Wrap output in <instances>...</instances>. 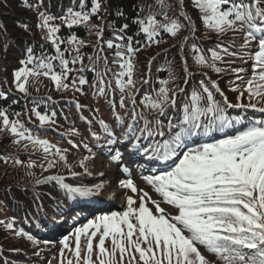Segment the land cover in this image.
I'll return each instance as SVG.
<instances>
[{"label": "snow or ice", "instance_id": "1", "mask_svg": "<svg viewBox=\"0 0 264 264\" xmlns=\"http://www.w3.org/2000/svg\"><path fill=\"white\" fill-rule=\"evenodd\" d=\"M21 3L36 15L35 27L54 54H48L44 45L39 54L32 46L26 47L19 61L22 66L13 73L16 91L29 96V78L41 76L61 92L86 96L85 86H89L94 98L105 100L110 115L106 120L100 108H89L78 99L69 101L87 125L84 140L94 142L89 146L84 140L70 141L72 150H79L82 144L86 152L76 165L68 162L70 149L34 136L19 119L20 113L10 119L7 109L0 107V131H8L18 146L42 150L47 161V167L41 165L44 171L62 163L74 180L92 175V162L98 156L106 161V168L98 172L100 179L87 184L68 183L60 174L35 180L34 186L54 183L63 193V200L57 201L61 214L105 203L113 188L124 190L121 210L88 219L63 235L59 240L61 264H264V120L228 113L236 108L264 114V0H153L145 16L138 6L137 16L132 18L136 25L133 34H129L128 22L117 27L114 21H106L112 13L105 0H70L60 15L52 14L44 0ZM172 7L177 12L169 16ZM188 7L197 11L195 19L187 14ZM114 15L125 18L119 7ZM94 17L105 23H92ZM61 25L83 27L95 36L92 47L96 54L87 55V64L81 49L88 45L74 32L62 35ZM20 27L28 32L31 25L21 22ZM185 30L187 35L171 45L179 54L182 83L170 86L180 77L169 61L158 69L166 70L168 78L151 87L155 57L148 61L144 75L134 78L142 48L159 46L165 35L176 40ZM6 31L0 23V33ZM106 32L111 38H105ZM209 33L217 39L211 47H204L207 41L200 36ZM236 37L241 38L239 43ZM108 54L114 57L111 61ZM169 54L165 49L163 55ZM194 67L201 71H192ZM209 71L230 76L226 86L237 94L235 105ZM89 72L93 74L91 83L86 76ZM138 84L148 85V92L141 96ZM8 100L9 92L0 91V102ZM32 103L30 113L41 127L56 124L55 112L41 114L39 101ZM85 111L90 117L83 115ZM70 132L81 135L77 128ZM0 159L7 163L9 157ZM14 163L20 166L23 161L15 158ZM136 164L143 168V181L159 199L135 183L131 166ZM35 166L34 161L26 165L29 169ZM75 166L82 171H74ZM129 191L132 195H127ZM41 213L42 202L26 218L36 221L37 228H47V223L40 222ZM14 223L15 218L0 219L6 230L33 246L49 243L23 229L15 230ZM34 254L39 255L40 250Z\"/></svg>", "mask_w": 264, "mask_h": 264}, {"label": "trees", "instance_id": "2", "mask_svg": "<svg viewBox=\"0 0 264 264\" xmlns=\"http://www.w3.org/2000/svg\"><path fill=\"white\" fill-rule=\"evenodd\" d=\"M45 4H50V11L54 15H60L62 12V6L66 8L69 6L70 0H44ZM153 3V0H105V4L108 8L109 14L106 16L107 22H115L116 26L119 27L124 22H128L130 25V33H135L136 25L132 24V18L137 16L138 6L143 8L140 12L141 16H145L148 13L149 5ZM122 8L125 12V18L120 19L114 15L117 8ZM153 11L158 9L153 8ZM187 14L192 16L194 19L197 16V11L191 7L186 9ZM177 12L175 7H172L168 11L169 16H173ZM103 15V10L102 13ZM21 22H26L31 25L28 32L24 31L20 27ZM198 26L200 21H196ZM0 23L6 27V33H0V91L9 92V100L7 103L0 102V107L6 108L10 114V119H16L15 113H20L19 119L25 126L31 130L34 136L40 137L42 139H47L51 144L59 146L61 149H70L67 153V159L70 164L76 165L79 159L86 154L81 144L79 150L71 149V142L80 143L84 140L87 135L83 134L81 131L83 127H87L84 121L80 118L81 113H78L75 106L69 101L73 99H78L82 104L88 105L89 108H100V115L104 119H109V108L107 103L103 98H94L92 89L89 86H85L86 96H81L79 93H73L72 91L61 92L55 89L54 84L50 79L43 76L39 78H29L28 91L29 96H24L23 94L16 91L15 84L13 83V73L15 70L19 69L22 65L19 61L23 58L24 49L28 46H32L39 54L40 45H44V49L48 54H54V50L51 46L45 43L41 39V32L35 27L37 23L36 15L24 8L22 6L21 0H0ZM59 23V21H57ZM92 23L103 24L105 20H99L95 17ZM61 34L67 37L71 33L77 34L81 39H83L87 47L82 48V52L86 53L85 64L88 63L87 55H95L93 52V45L96 43V38L94 35L89 34L83 27H74L73 29H67L61 25ZM187 35V31H182L176 40L169 38L167 35L164 36V41L159 46L153 45L152 47L142 48L138 53V58L136 60V71L134 78L142 77L147 70V63L150 59L155 57L154 63L151 68L152 85L151 87H157V82L161 78H168V73L166 70L158 71V69L164 68L169 61L173 62L172 67L178 77H180L181 65L179 54L175 49L171 48V45L177 43V41ZM199 35V34H198ZM105 38H111L106 32ZM213 34L209 33L207 36H200L201 41H207L204 47H211L212 41L216 40ZM241 41L240 37H236V42ZM144 41L141 40L140 44L143 45ZM5 48H7V53H5ZM165 49L170 50L169 55H163ZM109 52V50H106ZM185 55H188L185 52ZM114 57L108 54V59L111 61ZM192 61L189 59V64ZM239 63V62H237ZM110 67L116 71V66L110 64ZM59 70L58 68L56 69ZM192 71L199 72L201 69L198 67L192 68ZM209 75L214 80H218L222 89H224L229 101L235 105L237 103L236 93L228 91L227 80L230 78L229 75H224L223 77L217 76L216 74L209 71ZM90 83L92 81V73H86ZM182 77L174 81L170 86L175 87L176 83H182ZM140 88V95H144L149 90L148 85L138 84ZM38 89V90H37ZM48 96L52 97L49 101L46 98ZM15 99L17 102L12 103ZM139 99V97H138ZM217 99H220L217 96ZM32 100L39 101L38 110L41 114L51 115L52 112L56 113V124H46L41 127L39 120L31 115L30 110L35 106ZM247 103V100L244 101ZM228 113L235 116L237 113L241 115H248L253 119L264 120V114L253 112L248 110L247 113L240 109L230 108ZM84 116H89L88 111L83 112ZM72 128H77L80 130V136H74L71 134L70 130ZM220 138H223L221 135ZM14 137L8 131H0V157H9L7 163L0 159V219L6 222L15 218L14 229L21 230L34 235L40 241H49V243H41L39 246H33L25 238L15 236L14 232L6 230L2 225H0V261H7V264H61L60 249L61 245L59 240L63 235H67L68 231H74L75 227L81 226L86 223L88 219H92L95 216L109 214L100 213L96 215L91 212V204L83 205L86 208L85 211L71 212L64 215L57 210V201L63 200V193L55 186L54 183L43 184L40 186H34L35 180L43 179V177L53 174H60L66 177V182L75 184L77 180L80 183H89L93 181L87 176H80L74 180L70 173L65 169L62 163H57L56 167L49 171H44L41 165L47 167V161L43 159L42 150H33L31 146L28 148H23L13 143ZM89 146L94 144L93 141L84 140ZM23 143V142H21ZM95 150V149H94ZM19 158L23 161L20 166L15 165L14 159ZM54 157H50L53 159ZM35 162V167L29 169L26 165L30 162ZM132 171H135V175L142 176L143 168L141 165H132ZM74 171L81 172L82 170L75 166ZM33 172L34 175H28L29 172ZM132 195V194H128ZM158 196V194H157ZM39 197V201L36 198ZM50 197H54L52 199ZM42 202L44 207V213L39 216L41 224L47 223L48 227L37 228L36 221L31 220V215L36 213V204ZM27 210V211H26ZM46 214V215H45ZM59 221H65L66 228L65 231L55 237V235H49L51 229L56 228ZM55 225V226H54ZM71 242V241H70ZM95 243V242H94ZM18 250V251H16ZM40 250L39 255L34 253ZM65 257L68 253L65 252ZM42 258H45L42 260ZM118 258V257H117ZM209 259L215 260L214 257L209 256Z\"/></svg>", "mask_w": 264, "mask_h": 264}, {"label": "rangeland", "instance_id": "3", "mask_svg": "<svg viewBox=\"0 0 264 264\" xmlns=\"http://www.w3.org/2000/svg\"><path fill=\"white\" fill-rule=\"evenodd\" d=\"M85 128L83 127L82 129V133L83 134H87L85 132ZM94 164V167H92V175H89V177L93 178L95 181L99 180L100 177L98 176V172L104 168H106V161L101 158V157H97L96 160L94 162H92ZM134 174V171L132 172ZM132 178L134 179L135 183L140 187L143 188L145 191L150 193V190L152 191V189L150 188V186L146 185V183L143 181L142 176H136L135 174L132 176ZM124 192L123 189H118V188H113L112 189V193H110L108 195V197L106 198V203L101 206V207H95L98 203H95L94 205L92 204L91 206V212L94 210L93 213H95L96 215L100 214V213H107V211L109 210H115V209H120L123 207L124 205V201H125V197L123 195H121V193ZM114 193V196H113ZM129 194V192H127V195ZM107 204V205H106ZM100 205V204H99ZM65 222L64 221H59L58 225L56 228L51 229V232H49V235H58V233H63V231L67 228H65ZM71 232V230L68 231V234ZM53 235V236H54ZM57 237V236H55ZM45 258H42V260H44ZM62 260V259H61ZM61 263V262H60Z\"/></svg>", "mask_w": 264, "mask_h": 264}, {"label": "bare ground", "instance_id": "4", "mask_svg": "<svg viewBox=\"0 0 264 264\" xmlns=\"http://www.w3.org/2000/svg\"><path fill=\"white\" fill-rule=\"evenodd\" d=\"M102 204H104V203H102Z\"/></svg>", "mask_w": 264, "mask_h": 264}]
</instances>
